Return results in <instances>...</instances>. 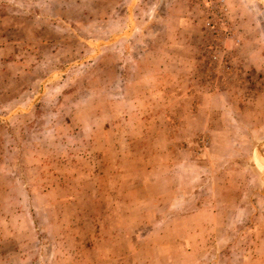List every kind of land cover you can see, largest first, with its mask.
Instances as JSON below:
<instances>
[{
	"label": "rangeland",
	"instance_id": "1",
	"mask_svg": "<svg viewBox=\"0 0 264 264\" xmlns=\"http://www.w3.org/2000/svg\"><path fill=\"white\" fill-rule=\"evenodd\" d=\"M264 0H0V264H264Z\"/></svg>",
	"mask_w": 264,
	"mask_h": 264
},
{
	"label": "bare ground",
	"instance_id": "2",
	"mask_svg": "<svg viewBox=\"0 0 264 264\" xmlns=\"http://www.w3.org/2000/svg\"><path fill=\"white\" fill-rule=\"evenodd\" d=\"M256 163H257L259 169L264 173V162L257 159Z\"/></svg>",
	"mask_w": 264,
	"mask_h": 264
}]
</instances>
